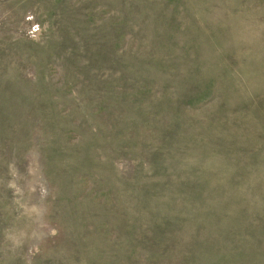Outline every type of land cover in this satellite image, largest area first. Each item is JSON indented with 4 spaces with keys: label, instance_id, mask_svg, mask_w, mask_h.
<instances>
[{
    "label": "rangeland",
    "instance_id": "obj_1",
    "mask_svg": "<svg viewBox=\"0 0 264 264\" xmlns=\"http://www.w3.org/2000/svg\"><path fill=\"white\" fill-rule=\"evenodd\" d=\"M0 264H264V0H0Z\"/></svg>",
    "mask_w": 264,
    "mask_h": 264
}]
</instances>
